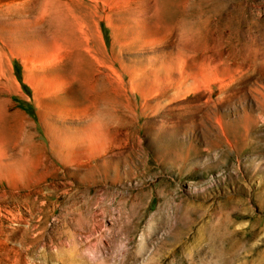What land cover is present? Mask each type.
<instances>
[{
	"label": "rangeland",
	"instance_id": "rangeland-1",
	"mask_svg": "<svg viewBox=\"0 0 264 264\" xmlns=\"http://www.w3.org/2000/svg\"><path fill=\"white\" fill-rule=\"evenodd\" d=\"M0 165V264H264V0H0Z\"/></svg>",
	"mask_w": 264,
	"mask_h": 264
},
{
	"label": "bare ground",
	"instance_id": "bare-ground-1",
	"mask_svg": "<svg viewBox=\"0 0 264 264\" xmlns=\"http://www.w3.org/2000/svg\"><path fill=\"white\" fill-rule=\"evenodd\" d=\"M183 26V25H182ZM192 28V27H191ZM1 166V165H0ZM15 172V171H14ZM10 173H12V175H16V173L15 174H13V172H10ZM28 224V223H27ZM26 225V224H25ZM231 243V242H230ZM230 256L228 257V258H226V259H224V260H220V261H222L223 262V264H231L232 262H233V259H234V257H235V254H233V253H230L229 254ZM56 259H58V258H56ZM61 260H62V264H72V263H70V262H68L67 260H65V259H63V258H61ZM48 261V260H47Z\"/></svg>",
	"mask_w": 264,
	"mask_h": 264
}]
</instances>
